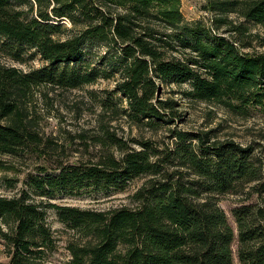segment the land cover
I'll return each mask as SVG.
<instances>
[{"label":"trees","instance_id":"trees-1","mask_svg":"<svg viewBox=\"0 0 264 264\" xmlns=\"http://www.w3.org/2000/svg\"><path fill=\"white\" fill-rule=\"evenodd\" d=\"M180 7V0H0L6 56L22 62L31 50L43 61L28 73L0 61V156L56 155L57 145L43 142L26 116L30 98L101 79L113 80L111 95L121 98L105 97L103 113L167 133V142L125 139L103 123L92 136L96 157L58 158L26 174L17 195L0 196L8 264H47L57 248L49 211L74 236L67 264H233L235 238L238 264H264V165L254 145L217 139L212 129H179L183 113L171 97L242 118L264 114V52L245 51L255 38L248 24L264 26V0H207L210 25L184 22ZM92 46L100 49L94 65L85 58ZM137 178L145 181L130 198L133 208L95 211L43 199L125 191ZM15 183L4 179L9 188ZM228 194L256 197L232 211L236 235L218 206Z\"/></svg>","mask_w":264,"mask_h":264},{"label":"rangeland","instance_id":"rangeland-1","mask_svg":"<svg viewBox=\"0 0 264 264\" xmlns=\"http://www.w3.org/2000/svg\"><path fill=\"white\" fill-rule=\"evenodd\" d=\"M181 12L184 22L203 21L210 25L212 14L205 10L207 0H180ZM230 19L238 23L244 22L231 15ZM249 32L255 38L252 41V48L245 51L264 52V26H254L248 24ZM220 33L227 36L220 30ZM97 47H86L85 58L90 59L94 65L99 61ZM23 61L11 60L5 54L0 46V61L8 66H14L22 72L28 73L33 69H38L43 65L40 57L33 54V51L27 50L22 55ZM115 84L113 80H98L92 85H87L82 89L72 91L41 89L39 93L30 98V103L25 107L26 116L31 119L35 125L40 138L50 140L57 145V154L50 155L45 153L24 154L22 157L0 156V196L12 197L17 195L23 188V180L26 174L31 173L36 166H51L55 164L58 158L68 163L84 161L96 157L99 148L94 146L92 136L99 135L103 123L108 128L114 130L118 136L125 139L133 138H151L156 141H165L167 133L165 131L152 132L141 130L130 125L124 117H111L109 113H103L99 105L105 97H111L113 100L121 99L120 96L111 95ZM183 89L187 85L182 86ZM178 87H173L177 90ZM111 95V96H108ZM165 97V96H163ZM179 99V106L183 113L182 121L176 123L179 129L184 131H206L215 130L217 139H229L238 142L241 145L253 144L255 154L261 159L264 165V114L255 112L249 118H242L233 115L228 110L209 103L187 101L182 96L175 94ZM125 104V103H123ZM90 136V137H89ZM88 141L83 138H88ZM84 142L88 143V150H84ZM4 179L17 181L13 187L9 188L4 184ZM145 181L143 178L134 179L125 191L117 190H83L75 195L53 194L44 200L55 203L59 206L79 207L85 210L106 211L110 209H119L120 207L133 208L131 196ZM256 202V197L252 196L249 201L240 195H222L218 197V206L225 212L229 225L234 229L236 227L232 217V211L242 204H252ZM48 223L51 226L56 237V250L47 259V264H67L70 254L67 250V243L73 240L72 233L64 229L59 224L54 214L49 211ZM233 264H238L236 249V238L231 246ZM6 250L0 244V264H8Z\"/></svg>","mask_w":264,"mask_h":264}]
</instances>
